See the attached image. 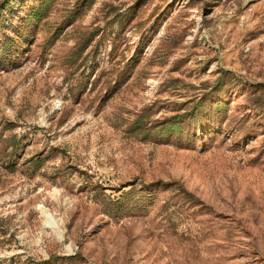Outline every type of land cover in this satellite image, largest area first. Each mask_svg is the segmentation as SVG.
I'll return each mask as SVG.
<instances>
[{"label":"rangeland","instance_id":"1","mask_svg":"<svg viewBox=\"0 0 264 264\" xmlns=\"http://www.w3.org/2000/svg\"><path fill=\"white\" fill-rule=\"evenodd\" d=\"M0 264H264V0H0Z\"/></svg>","mask_w":264,"mask_h":264},{"label":"trees","instance_id":"2","mask_svg":"<svg viewBox=\"0 0 264 264\" xmlns=\"http://www.w3.org/2000/svg\"><path fill=\"white\" fill-rule=\"evenodd\" d=\"M33 15H35V17L38 18L39 20H41V18L43 17L40 11L38 10H33Z\"/></svg>","mask_w":264,"mask_h":264}]
</instances>
